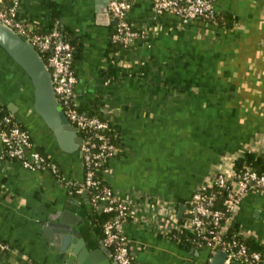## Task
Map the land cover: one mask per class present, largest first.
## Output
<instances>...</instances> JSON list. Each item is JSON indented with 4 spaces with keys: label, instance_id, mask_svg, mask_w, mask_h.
<instances>
[{
    "label": "crops",
    "instance_id": "0c3cea01",
    "mask_svg": "<svg viewBox=\"0 0 264 264\" xmlns=\"http://www.w3.org/2000/svg\"><path fill=\"white\" fill-rule=\"evenodd\" d=\"M15 1L19 18L34 27L51 24L56 3L78 36L79 106L100 104L118 135L120 152L108 161L106 178L117 195L149 205L150 217L165 203L179 213L212 169L228 162L226 156L249 149L264 155V0H216V20L190 23L156 13L152 0H134L128 17L144 34L112 52V61L109 0ZM110 66L118 69L117 77L106 73ZM0 103L29 127L35 145L63 175L83 180L81 151L60 147L34 109L29 76L1 46ZM2 147L0 140V153ZM63 209L83 218L89 249L105 246L92 225L88 192L72 193L49 169L0 158V237L10 245L0 264H64L44 235ZM233 222L264 246V189L242 198ZM124 232L138 264H204L211 255L207 246L166 236L154 218L130 220Z\"/></svg>",
    "mask_w": 264,
    "mask_h": 264
},
{
    "label": "built area",
    "instance_id": "2783aa9c",
    "mask_svg": "<svg viewBox=\"0 0 264 264\" xmlns=\"http://www.w3.org/2000/svg\"><path fill=\"white\" fill-rule=\"evenodd\" d=\"M133 3L134 0L108 1V12L116 25L111 39L121 43L122 49L129 48L137 37L144 34V30L128 17ZM152 4L156 13H170L183 23L198 19L214 21L218 16L216 0H152ZM18 7L15 0L9 3L0 0V19L31 41L43 58L46 56L57 97L84 139L80 148L84 178L77 182L63 175L58 164L36 148L30 131L19 124L18 118L6 112H0V140L3 145L0 158L17 160L31 170L49 169L63 184L75 186L77 192L91 190L89 201L92 209L112 213L102 226L104 244L111 249L117 264H133L135 259L130 240L124 232L125 223L130 220L147 222L153 218L166 236L180 242L183 232L192 233L193 245L209 247L211 255L204 264H212L218 249L226 252L224 264H263V252L248 245V237L240 228L232 230L233 215L242 198L251 191L264 189V173L248 166L238 171L235 166V160L251 149L226 156L227 163L212 169L209 177L184 202L182 215L165 203L150 217L147 214L149 205L140 206L136 201L117 195L106 178L107 163L118 153L119 147L110 133L114 129L110 118L89 114L79 106L72 43L63 38L56 25L48 32L36 30L19 18ZM8 249L10 245L0 237V255Z\"/></svg>",
    "mask_w": 264,
    "mask_h": 264
},
{
    "label": "water",
    "instance_id": "95a60500",
    "mask_svg": "<svg viewBox=\"0 0 264 264\" xmlns=\"http://www.w3.org/2000/svg\"><path fill=\"white\" fill-rule=\"evenodd\" d=\"M0 46L29 76L34 87V109L53 131L60 147L67 151L80 150L84 139L66 115L55 92L51 70L35 45L0 19ZM183 210L184 206L179 215ZM57 218L46 224L44 235L64 257V264H113L112 251L105 244L89 249L81 216L63 209ZM225 257L226 252L218 249L212 264H224Z\"/></svg>",
    "mask_w": 264,
    "mask_h": 264
},
{
    "label": "trees",
    "instance_id": "16d2710c",
    "mask_svg": "<svg viewBox=\"0 0 264 264\" xmlns=\"http://www.w3.org/2000/svg\"><path fill=\"white\" fill-rule=\"evenodd\" d=\"M51 9H52L51 24L49 26H47V27L36 26L35 29L40 31V32H48L55 25L58 26L60 32L62 33L63 38L66 39V40H69L72 43V45H73V48H74V64H73V66L75 67V60L82 56V43L79 40L78 36L75 35L74 31L62 21L61 15H60V12H59V9H58L56 3H52ZM115 27H116L115 23L112 24L111 34L115 30ZM111 34H110V41H109L110 47L108 48L107 57H108V60L112 61L111 53L114 52V51L117 52V51L121 50L123 45L121 43H119V42L113 41L111 39ZM44 60L47 61L45 55H44ZM106 73H108L109 77L115 78V77H117L118 69L110 66V67L107 68ZM99 105L100 104L94 105V106H91V107H89L87 109H84V110L87 113L92 114V115H98V116H101V117H108V115L103 114L99 110V108H100ZM0 112L11 113L15 118H18L19 124L23 128H26V129L29 130V127L17 115L12 113L9 109H7V107L4 104H1V103H0ZM110 133L113 136V140L115 141V143L119 147V150H118V153H119L120 152V146H119V143H118V135H117V133H116V131L114 129L110 130ZM35 146H36V148L38 150H40L42 153H44L47 156V158L52 160V157L48 153L44 152L42 147H38L37 145H35ZM235 166L237 167L238 171H241L246 166H248V167H250L252 169L257 170L260 173H264V155L260 154V153H258L256 151H253V150L247 151L244 155L240 156L239 158H237L235 160ZM60 172H61V170H60ZM70 189H71L72 193H76L77 192V189H76L75 186L70 187ZM88 193L91 195L92 194L91 190H89ZM110 217H112V213L100 212V211H97L95 209H93V211H92V214H91L92 225H93L94 229L97 232H99L100 234L103 235V238H104L105 234H104V231H103L102 224L104 223V221H106ZM238 229H239V227L236 224L232 227L233 231H237ZM192 237H193L192 233L183 232L181 234L180 242L182 244H186V245H193L191 243V238ZM3 241H5V240L3 239ZM246 241H247L248 245L252 249H258V250L263 252V247L264 246L262 245V243L254 240V239H247ZM133 264H138L135 261V259H134ZM258 264H260V263H258Z\"/></svg>",
    "mask_w": 264,
    "mask_h": 264
}]
</instances>
